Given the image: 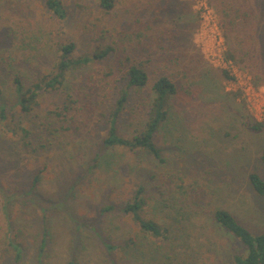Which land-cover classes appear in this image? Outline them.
<instances>
[{
    "label": "rangeland",
    "instance_id": "rangeland-1",
    "mask_svg": "<svg viewBox=\"0 0 264 264\" xmlns=\"http://www.w3.org/2000/svg\"><path fill=\"white\" fill-rule=\"evenodd\" d=\"M0 1V36L3 25L19 20L26 36L36 28L46 31L38 50L18 52L28 62L16 68L0 64V264H39L46 230V264H234L233 255L243 247L215 224L212 213L221 206L252 233L264 230V198L249 182L250 173L264 178V131L247 126L251 118L264 123V0H182L190 11L186 22L192 26L195 49L182 57L185 73L177 72L175 78L192 95L181 92L175 97L172 116L156 140L169 165L198 194L184 201L174 197L168 205L160 196L164 188L153 179L163 167L145 153L117 148L104 153L110 162L90 168L106 136L115 93L123 86L120 76L108 83L99 74L109 60H95L68 74L62 89L76 103L64 118L49 116L50 111H62L65 97L60 90L43 94L29 114L15 105L13 76L20 75L30 86L46 75L58 55L54 41L75 42L76 56L93 54L97 42L84 32L83 18L95 15L96 0H63L68 10L64 21L48 13L43 0ZM201 3L213 11L211 18L198 13ZM21 4L24 10L19 12ZM216 36L222 41L216 42ZM230 49L236 60L228 56ZM224 51L233 61L232 70L220 64ZM191 56L197 63L189 64ZM225 69L228 76H223ZM132 95L118 120L119 132L127 137L143 127L142 99L149 90ZM4 106L7 120L2 121ZM21 127L30 131L29 137L20 130L11 132ZM43 168L38 187L32 189L35 174ZM140 184L150 196L145 216L171 229L166 241L141 233L121 211L100 215L105 206L123 207ZM9 233L23 245L18 263L9 252ZM127 239L137 246L120 254L105 248V241L122 245Z\"/></svg>",
    "mask_w": 264,
    "mask_h": 264
},
{
    "label": "trees",
    "instance_id": "trees-1",
    "mask_svg": "<svg viewBox=\"0 0 264 264\" xmlns=\"http://www.w3.org/2000/svg\"><path fill=\"white\" fill-rule=\"evenodd\" d=\"M43 3L45 10L57 20L68 19V10L63 0H43ZM96 3L95 15L91 18H83L84 32H90L93 42H97L93 54L76 56L75 42L54 41L58 55L54 60L55 64L46 75L30 86L25 85L20 75L13 76L12 84L17 93L15 105H18L23 113L29 114L39 106L43 94L60 90L65 97L62 111H50L49 116L52 114L64 118L76 103L72 93L62 89L68 74L88 66L95 60H109V65L105 69H100L99 74L104 80L109 81L108 83L120 76L118 78L123 86L117 85L119 88L115 96L118 97L107 114L106 136L98 145L90 168H97L101 162H110L111 158L106 156L105 159L104 153L117 148L131 153H145L164 169L158 175H154L153 179L159 181L164 188L160 196L165 205H168L174 197L184 201L181 198L191 197L196 192L198 194V189L192 188V184L187 185L184 176L179 171H174L176 167L169 165L156 138L163 125L167 124L172 116L175 97H179L181 92L192 95V91L186 89L180 82H176L175 78L177 72L185 73L186 64L182 62V57L188 56L189 51L195 49L190 39L192 26L186 22V16L190 12L187 3L182 0H96ZM0 4L3 3L0 1ZM23 6L21 4V8H18L19 12L24 10ZM24 27L22 20L3 25L2 29L5 32L0 36L2 66L16 68L28 62L20 60L17 56L18 52L25 54L28 50H38L37 45L41 44L42 33L45 34L43 38L46 37V31L39 28L32 31V36H26ZM228 56L236 60L231 49ZM229 57L227 58L230 59ZM195 59L196 57L191 56L189 64L197 63ZM174 66L181 68L177 69ZM224 73L223 76H228L226 71ZM147 90L149 96L144 95L142 99V109L145 110L146 116L143 127L131 137L121 134L118 120L130 98L134 96L132 92L144 94ZM6 111L5 106L1 108L2 121L7 120ZM247 126L256 132L264 131V123L256 122L253 118L247 121ZM19 130L24 136L29 137L30 131L23 127L13 129L11 132L16 134ZM261 160L264 163V147ZM43 172L44 168L35 174L32 189L38 187ZM249 182L254 191L264 198V178L258 173H250ZM149 201L150 196L145 185L140 184L134 196L123 207L105 206L100 210V215L121 211L132 218L141 233L166 241L169 239L171 229L166 224L145 216V207L149 205ZM180 208L184 209V205H180ZM212 216L215 224L243 247L242 253L233 255L234 264H264V230L258 234L252 233L231 211L221 206L213 211ZM47 239L46 230L38 254L39 264H46L42 255L47 246ZM104 245L110 254H120L127 248L136 247L137 242L127 239L122 245L108 241H105ZM9 248L14 261L20 262L24 255L23 245L17 243L16 237L10 236V233ZM68 264H75V261Z\"/></svg>",
    "mask_w": 264,
    "mask_h": 264
},
{
    "label": "built area",
    "instance_id": "built-area-1",
    "mask_svg": "<svg viewBox=\"0 0 264 264\" xmlns=\"http://www.w3.org/2000/svg\"><path fill=\"white\" fill-rule=\"evenodd\" d=\"M200 2H202V1H200ZM205 2V1H204ZM211 12H213L212 10H211ZM211 12H210V8L207 6V4L206 3H201V7L199 8V11H198V13H200V15L201 16H203V17H205L206 18V15L207 16H209L210 18H211ZM215 41L216 42H221L222 40L221 39H219V37L218 36H216L215 37ZM220 61H221V63L220 64H224V66H230V68H229V70H232L233 69V61H231L230 59H228L227 57H226V55H225V51H224V53H223V56H220ZM221 68V67H220ZM224 70V69H223ZM229 70H226L225 69V71L227 72H229L230 73V71ZM227 72V73H228ZM228 73V74H229ZM255 110H257L256 108H255ZM257 122H259L260 123V120L258 121V120H256ZM261 122H264V121H261Z\"/></svg>",
    "mask_w": 264,
    "mask_h": 264
}]
</instances>
